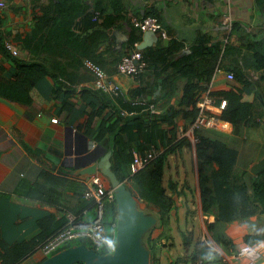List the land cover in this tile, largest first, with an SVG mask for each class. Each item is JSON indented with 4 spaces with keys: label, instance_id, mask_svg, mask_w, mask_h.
Here are the masks:
<instances>
[{
    "label": "crops",
    "instance_id": "1",
    "mask_svg": "<svg viewBox=\"0 0 264 264\" xmlns=\"http://www.w3.org/2000/svg\"><path fill=\"white\" fill-rule=\"evenodd\" d=\"M3 1L6 5L0 9L2 30L18 48L15 56L40 66L32 69L34 79L24 93H14L0 82V264L41 263L45 259L42 244L67 225L70 215L76 219L67 209L78 207L82 191L97 181L112 188L100 169L81 173L89 166L85 155L111 150L112 162L115 140L119 137L132 141L131 153L150 142L166 149L190 129L195 116L190 114L193 105L183 102V89L190 76L181 74L173 65L163 79L154 75V68L146 69L137 78L119 72L122 57L135 49L144 53L165 52L168 58L155 56L157 68H168L169 61L188 60L191 80L197 87L211 86L214 97L220 91L228 92L231 98L240 95L232 107L255 108L254 123L235 124L227 120L225 129H202L205 135L225 139L241 152L249 153L250 171L253 167L256 170L255 165L264 158V67L258 66L259 57L264 56V0ZM98 10L101 12L94 19ZM146 15H157L169 36L137 29L133 19ZM161 44L170 47L162 49ZM89 59L101 65L110 80L121 85V92L115 94L94 85L95 76L86 65ZM17 69L14 58L0 51V77L15 80ZM230 70H240L244 76L229 79L226 72ZM157 80L161 83L154 96L142 99L139 88L153 89ZM215 98L219 103V97ZM142 100L150 103V108H128ZM170 108L178 111L176 140L170 141L174 136L173 124L161 120H157V125L163 132L151 141L147 139L155 115ZM120 114L142 115L141 127L130 123L131 130L111 132L110 127ZM53 117H58V121H52ZM163 182L175 202L169 218V236L159 243L167 258L160 254V264L174 262L167 245L177 231L175 222L184 218L185 228L178 231L181 237L182 231L195 230L193 221H188L190 216L202 220L200 226L206 232L203 231L202 239L208 236L222 255L220 259L212 258L209 264L248 263V258L237 257L240 246L246 243L247 223L237 220L225 226V233L235 244L229 251L208 230L205 220L213 221L214 216L202 211L193 141L168 154ZM42 194L51 201L38 197ZM145 204L146 208L158 210ZM95 214L96 209L91 206L84 209L77 220L80 227H85ZM162 231L163 227H156L151 237ZM254 246L258 252L255 262L264 264V241Z\"/></svg>",
    "mask_w": 264,
    "mask_h": 264
},
{
    "label": "trees",
    "instance_id": "2",
    "mask_svg": "<svg viewBox=\"0 0 264 264\" xmlns=\"http://www.w3.org/2000/svg\"><path fill=\"white\" fill-rule=\"evenodd\" d=\"M99 12L101 11H96L97 16L99 15ZM151 14H156V12L152 11ZM3 23L4 20L0 16V51L4 52L6 55L10 54L14 58L18 69L14 74L15 80L5 79L4 76L1 75L0 82L2 84L5 83L6 88L12 90L14 93H24L29 90L30 81L34 79L31 76L32 69H35V66H40V64L30 63L29 61L26 62L12 54V52L6 46V41L9 40V38H6L5 32L2 30ZM160 46L162 49H169L170 47V45L164 46L162 44ZM219 52L220 50H217V53ZM142 53L147 61L144 71L148 68H154V75L157 74V77L161 76V79H163L170 73L169 68L171 65H173L175 66V69L180 70L179 72L181 74L190 76V80H188L186 86L183 89V102L188 106L193 105V109L190 111V114L193 116L195 115V119L198 113L196 103L201 95V92L205 91L207 88L197 87V85H195V83L191 80L192 74L188 70V67L191 65L188 63V60L182 59L172 62L169 61L167 64L168 68H157L155 66V56L158 55V57H160L161 55L163 59H165L168 58L167 54H165V52L159 53L158 51ZM259 60L258 66L264 67V56L259 57ZM166 61L167 59L163 64H166ZM230 71L234 72V78H237L238 80L244 76L240 70H237L236 72L234 70ZM0 73L3 74L2 72ZM29 76L31 79H29ZM32 82L34 83L35 81ZM159 83H161V81L159 82L157 80L155 83V88L153 89H147L145 86L140 87L138 93H140L142 99L149 95L153 97L156 88L159 86ZM214 94L215 97H219L220 100L222 98H226L228 101L226 109H224L221 114L223 119L230 120L235 124L239 122H255L253 120L255 108L232 107L234 101L238 100L240 95H235L234 98H231V95L225 91H220ZM149 104L150 103L146 102L145 100H142V103H137V105H132L128 108L131 107L134 110H141L146 107L150 108ZM177 112V110L170 108L166 111V113L156 114L152 132L148 134L151 138H148L147 135V139L151 141L153 140L154 135L156 137V135H159L163 132V129L157 125V120H161L163 122L173 124L171 131H174V136L173 139L170 138V141L173 142L176 140L175 116L177 115ZM142 121V115L126 116L120 114L116 119L115 124L112 125L110 129L113 133L120 129L125 130V128L131 130L129 128L130 123H135L136 126L141 127ZM195 134L198 137V141L196 142V154L198 159L202 211L203 214L208 215L209 217L214 216L213 221H210L209 219L205 220L213 239L225 250L229 251L231 248H234V242L225 233L224 229L229 223L242 220L243 222L247 223L249 227L248 233L244 237L246 243L255 245L262 240L264 241V227L262 226L264 219V168L259 170L257 173H252L250 171V161L248 162L249 153L246 151L241 152L238 147L230 144V142L225 139L207 136L202 132V130L197 129ZM150 143L139 146L138 150L144 152L145 150L158 149L159 147H162L151 145ZM185 144H192L191 139L187 136L177 140L172 146L159 151L154 159L151 160L147 165H145L139 171L132 173L130 168L133 158L131 149L134 147L132 141L126 140L122 137L116 138L115 140V149L112 156V168L114 172L121 181H125L132 187V189H134L139 199L147 202L148 205L150 204L156 207L161 217V227H163V231L157 237L152 238L151 235L149 236V243L153 251L152 264H160L161 248L159 243L163 237L167 238L169 236V218L175 202L174 198L168 194L167 188L163 182L166 160L168 154L171 151L175 150L176 148H180ZM254 145L258 147V144ZM253 146H249V148H252ZM128 148L130 151H127ZM85 190L86 189H84L80 195L81 203L78 205V207H68L67 209L69 212H72L76 215V221H79L80 213L87 207L91 206L93 209H96V203L94 199L91 198L86 200L83 198L85 196ZM46 194L48 195V193ZM38 197L43 200L51 201L49 200L48 196L44 194L41 196L38 195ZM109 204L111 206L109 214L110 221L106 222L104 218L106 227L108 224H114L117 221L116 202ZM253 216H257V218L253 220ZM107 232L108 234H112V231L109 229H107ZM181 234L185 251L187 253H191V259L188 257L182 260L184 264H195L197 259L202 260L204 264H209L212 262V258H222L221 253L214 247L212 241L210 239H202L201 236L197 235L195 230L192 229L190 231H182ZM89 242L91 243L90 239L85 236L79 238L77 237L66 242L60 247V249L79 243H87L90 245ZM110 251H112V249L103 247L98 252L107 253Z\"/></svg>",
    "mask_w": 264,
    "mask_h": 264
},
{
    "label": "built area",
    "instance_id": "3",
    "mask_svg": "<svg viewBox=\"0 0 264 264\" xmlns=\"http://www.w3.org/2000/svg\"><path fill=\"white\" fill-rule=\"evenodd\" d=\"M5 5L6 2L0 0V9ZM97 17L98 16L95 15L94 19H97ZM133 24L141 31L160 32L163 37L169 36L161 19L157 15H146L139 18L136 17L133 19ZM6 46L14 55L19 53L18 48L13 41L7 40ZM86 65L95 76L94 85L96 87L115 94L121 92V85L110 80L101 65L90 59L86 60ZM146 65L147 61L142 51L135 49L122 57L118 64V70L121 73H126L137 78L144 71ZM219 70H221V68H219ZM226 76L229 79H233L234 72L227 71ZM196 105L198 108V115L192 122L190 129L183 132V135L189 137L195 144L198 141V137L195 134L197 129H202L204 127L225 129L229 124L227 120H224L221 117L223 110L226 109L228 105V101L226 98H222L220 102L217 103L216 98L212 94L211 86L206 89L204 94L198 99ZM52 121L57 122L58 117H53ZM163 149V147H159L158 149L145 150L144 152L134 149L132 152L133 158L130 164L132 173L139 171L147 165L154 159L157 153ZM84 195L87 198L95 200V216L90 222L85 224V227H80V223L75 220L73 215H70L67 225L57 233L51 235L42 244L41 249L44 252L45 258L58 251L66 242L83 236L90 239L96 251H99L103 247L110 249L115 247L116 231H113L112 234H108L104 221L106 203L116 202L114 188H107L102 181H97L94 185L89 186L85 190ZM113 225L116 228V222ZM207 237L208 236H204L203 239L208 240ZM257 256L258 252L255 246L249 243H243L237 252V257L248 258L247 264H257L255 262ZM195 264L204 263L202 260L197 259Z\"/></svg>",
    "mask_w": 264,
    "mask_h": 264
},
{
    "label": "water",
    "instance_id": "4",
    "mask_svg": "<svg viewBox=\"0 0 264 264\" xmlns=\"http://www.w3.org/2000/svg\"><path fill=\"white\" fill-rule=\"evenodd\" d=\"M101 154L91 151L85 155L83 158L89 166L81 169V173L100 169L115 190L117 224L114 249L99 253L87 243L73 244L56 251L39 264H152L149 236L156 227L161 226L159 211L142 206L134 189L118 178L112 168L111 150ZM255 166L257 169L253 167L251 170L255 173L263 169L264 158Z\"/></svg>",
    "mask_w": 264,
    "mask_h": 264
},
{
    "label": "rangeland",
    "instance_id": "5",
    "mask_svg": "<svg viewBox=\"0 0 264 264\" xmlns=\"http://www.w3.org/2000/svg\"><path fill=\"white\" fill-rule=\"evenodd\" d=\"M65 17H69V16H65ZM199 130H202V132L204 133V130L203 129H199ZM107 186H109L108 184H107ZM141 201V204H142V206H144V207H148L146 204H145V202H143L142 200H140ZM110 209H111V206H110V204L109 203H106V205H105V221L106 222H109L110 220H109V214H110ZM173 218V217H172ZM183 220H184V218L182 217L181 219H180V221L179 222H175V228L177 229V231L174 233V235L172 236V240H171V244H169V245H167L168 247V249L170 250V251H172L171 252V256H172V258L174 259V262H173V264H184L183 262H182V260H184V259H186V258H190L191 259V253L189 252V253H187L186 251H185V248H184V246L183 245H181V242H180V239H179V233H178V231L180 230V229H182V228H185L184 227V222H183ZM189 220H192L193 221V223H192V226H193V228L195 229V231L197 232V235H200V236H202V234H203V231L205 230L204 228L202 229V227L200 226V224L202 223V220L199 222V220H198V217L196 218V219H192V216H190L189 218H188V221ZM196 221V222H195ZM107 229H109L110 231H115L116 230V228L114 227V225H113V223H111V224H108L107 225ZM186 231H189L188 229L186 230ZM181 232V231H180ZM205 232V231H204ZM206 233V232H205ZM204 233V234H205ZM181 234V233H180ZM203 234V235H204ZM180 238L182 239V241H183V238L180 236ZM179 240V241H178ZM90 243V242H89ZM90 246H92V244L90 243ZM162 248V247H161ZM163 249V248H162ZM164 252H166V251H164ZM162 253H163V251H162ZM161 253V249H160V254H161V257L163 258V259H167V258H165V256H164V253L162 254ZM53 254V253H52ZM52 254H50V255H52ZM191 261H193V260H191ZM167 263V262H166ZM186 264V263H185ZM206 264H208V263H206Z\"/></svg>",
    "mask_w": 264,
    "mask_h": 264
},
{
    "label": "clouds",
    "instance_id": "6",
    "mask_svg": "<svg viewBox=\"0 0 264 264\" xmlns=\"http://www.w3.org/2000/svg\"><path fill=\"white\" fill-rule=\"evenodd\" d=\"M116 224H117V221H116ZM115 231H116V230H115ZM91 244H92V243H91ZM92 247H93V245H92ZM113 249H114V248H113ZM113 249H112V250H113ZM97 252H98V251H97Z\"/></svg>",
    "mask_w": 264,
    "mask_h": 264
}]
</instances>
